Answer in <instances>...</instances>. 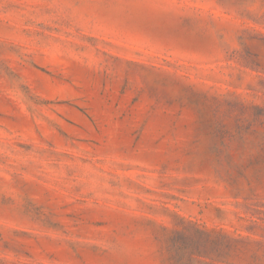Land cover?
Here are the masks:
<instances>
[{"label": "rangeland", "instance_id": "374dc122", "mask_svg": "<svg viewBox=\"0 0 264 264\" xmlns=\"http://www.w3.org/2000/svg\"><path fill=\"white\" fill-rule=\"evenodd\" d=\"M0 264H264V0H0Z\"/></svg>", "mask_w": 264, "mask_h": 264}]
</instances>
